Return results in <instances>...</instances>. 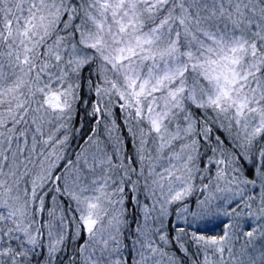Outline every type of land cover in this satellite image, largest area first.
<instances>
[{"label": "snow or ice", "instance_id": "6c2138e0", "mask_svg": "<svg viewBox=\"0 0 264 264\" xmlns=\"http://www.w3.org/2000/svg\"><path fill=\"white\" fill-rule=\"evenodd\" d=\"M0 264H264V0H0Z\"/></svg>", "mask_w": 264, "mask_h": 264}]
</instances>
